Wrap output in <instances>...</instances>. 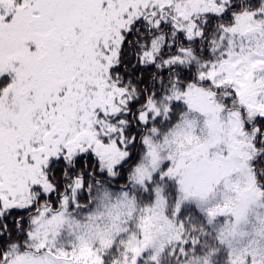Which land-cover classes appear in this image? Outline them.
I'll return each instance as SVG.
<instances>
[{
	"label": "snow or ice",
	"instance_id": "obj_1",
	"mask_svg": "<svg viewBox=\"0 0 264 264\" xmlns=\"http://www.w3.org/2000/svg\"><path fill=\"white\" fill-rule=\"evenodd\" d=\"M0 264H264V0H0Z\"/></svg>",
	"mask_w": 264,
	"mask_h": 264
}]
</instances>
